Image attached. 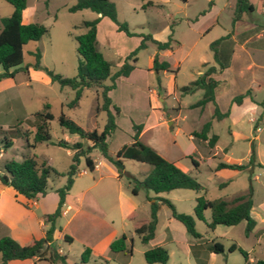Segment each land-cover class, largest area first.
<instances>
[{"label":"rangeland","instance_id":"rangeland-1","mask_svg":"<svg viewBox=\"0 0 264 264\" xmlns=\"http://www.w3.org/2000/svg\"><path fill=\"white\" fill-rule=\"evenodd\" d=\"M75 1L26 0L24 18L27 22L44 25L47 32L37 40L22 45V61L15 66L20 69L18 68L11 77L0 78V172L7 160H20L26 154H35L39 159L45 160L60 173L47 178L44 195L36 198L40 207L50 213L57 203L55 189L64 183V173L71 163L73 153V150L53 142L67 139L71 141L74 137L83 147L91 145L90 141L65 132L58 125L57 116L62 113L83 130L100 131L105 122V112L95 111V106L102 100L100 88L83 87L77 104L69 107L67 103L74 96L72 89L60 87L49 80L44 81L42 76L35 74L36 72L31 76L27 74V69L23 70L24 66L31 67L34 62L32 52L37 49L41 67L65 77L75 75L77 55L74 36L85 31L83 21L99 16L89 9L69 11L68 7ZM110 1L114 4L116 19L125 22L128 30L134 33L132 36H126L117 31L115 24L106 17H100L96 23V48L110 63L111 72H114L124 56L136 47L139 33L149 34L152 38L163 41L170 26L172 39L180 45L165 55H160V60L167 61L172 71H158L155 74L153 70H148L151 64L149 57L156 52L155 46L148 42L146 47L136 52V61L131 73L127 77L115 79V86L106 93L111 103L118 108V113L114 116L116 128L105 139L108 153L113 155L123 144L129 143L131 124H140L141 130L144 131L141 140L154 144L165 158L176 160L185 168L184 172L193 176L203 189L176 188L154 194L140 188L133 195V183L124 175L119 176V182L108 176L99 179L101 171L89 170L85 166L84 157L79 156L67 199L76 203L81 197L85 205L83 209L87 212L74 214V219L67 225H64L66 217L56 218L55 228L64 226L63 232L71 235L72 240L67 242L59 238L52 244L65 256L66 264H159L146 263L142 256L144 250L154 246H163L166 249L168 258L165 264H248L237 248L228 250L232 243L244 250L249 257L264 260V124H259L257 113L260 106L246 99L239 107H234L232 118L236 121L232 122V118L228 117L216 120L211 118V103H206L202 110L189 106L201 97V90L192 93H181L179 90L202 72V62L213 63L209 47H200L207 37L197 39L194 32L186 30L185 22L179 20L182 11L188 16L196 14L202 8V0H188L186 4L183 0H152L153 5L143 7L146 0ZM216 2L221 5L227 0ZM251 3L252 17L264 24V0H251ZM11 11L12 6L0 0V17L8 16ZM227 12V7H224V19ZM252 17L248 15L246 21H253ZM193 39L198 40L197 53H187V41ZM176 42H172L171 46H176ZM12 69L13 67L9 68V71ZM2 71L0 66V73ZM38 72L44 74L42 70ZM214 76L223 80L215 87L217 103L222 110L227 108L234 95L247 89L252 79L262 86L255 93V98H264L262 72L255 73V76L246 72L242 77L235 79L227 72H219ZM108 82V79L104 81ZM157 96L163 100L158 101ZM45 111L52 116L46 121L49 140L52 143L39 142L34 147H27L20 132L26 130L27 141L32 143L35 113L40 117L39 113ZM249 118H255L254 123ZM168 120L171 124L166 123ZM208 120L210 128L207 136H216L213 147H208L206 141L191 134L189 136L190 131L199 130ZM255 126L259 129L255 130ZM4 137L9 139L11 144L3 148ZM251 145L255 159L250 169L213 170L217 162L224 160L246 164ZM87 155L95 162L102 157L97 148H92ZM191 158L197 161L196 166L192 164ZM122 166L123 171L132 174L137 180H141L151 168L147 163L129 159H123ZM249 189L252 200L250 216L256 221V228L260 231L256 236L253 232L244 233L243 220L234 225L216 224L209 228L207 223L210 220V210L205 209L202 219L194 218V229L199 236L192 237L185 232L180 222L170 216L168 207L162 203L157 205L155 234L151 240L142 243L134 233V226L144 218L148 219L149 200L156 197L155 195L156 198L167 199L175 211L193 215L194 200L199 195L210 200L229 199L247 193ZM118 191L135 203L133 219L120 218L115 208ZM2 199L16 200L7 192L2 195ZM101 210L106 213L105 217ZM26 220L20 222V227L24 226ZM29 226L32 236L36 239L40 238L41 231L45 230L44 226L37 224L36 219H29ZM121 234L125 236L127 250L110 252L108 242ZM29 236L26 234L16 240L19 244L26 245L29 243ZM213 242H219L222 251L212 252L210 247ZM85 247L90 250L88 260L80 263L79 255ZM38 264L49 263L40 261Z\"/></svg>","mask_w":264,"mask_h":264},{"label":"trees","instance_id":"trees-1","mask_svg":"<svg viewBox=\"0 0 264 264\" xmlns=\"http://www.w3.org/2000/svg\"><path fill=\"white\" fill-rule=\"evenodd\" d=\"M12 6V11L8 16L0 17V66L3 71L0 73V78L11 77L14 72L20 67H15L22 61V45L28 41L37 40L47 28L39 23L21 22V12L26 7V0H4ZM151 1L146 0L142 5H149ZM80 9H89L95 12L97 17L91 20L82 22L85 31L75 35L76 41V73L72 77H65L58 73L41 67L38 63L40 53L36 49L32 52L34 62L30 65L33 69L42 70L48 77L50 82L57 83L60 87H68L74 91L73 99L67 105L73 107L77 104L80 93L83 87L95 86L100 88L101 103L95 106V111L102 110L105 112V122L100 131L83 130L74 121L60 113L57 116L58 125L69 134H76L79 138L86 139L91 142V145L82 146L80 141L68 143L65 140L53 142L58 146H62L73 150L71 155V163L65 171L64 183L55 189L57 194V203L51 213L45 215L44 222L46 228L42 237L32 240L26 245H21L9 236L0 237V264H6L12 259H33L34 264L40 261L48 262L49 264H66L65 256L60 254L55 249L52 242L54 241L52 234L55 228V219L60 215L61 207L64 202V197L73 181V176L76 172V164L79 156L84 157L85 166L92 170V161L87 153L92 148H97L103 158L109 161L116 169L117 175H124L127 180L133 183L131 193L136 194L142 188L146 191H151L154 194L167 192L176 188L200 190L202 185L187 172L182 171L172 162L167 161L158 154L151 146L142 142L138 135L141 130L140 124H131L130 142L123 144L116 152L111 155L108 153L106 146V137L116 128L114 116L118 113V108L111 104L107 91L115 86V79L120 76H127L134 67L136 61V52L146 46L147 42L152 43L156 50L170 49L171 43L176 42L172 39L171 34H168L164 41L153 39L149 34H141L138 36L139 42L136 47L124 56L118 68L110 71V63L103 58L102 54L96 48V23L100 17H106L115 24L117 31H122L126 36H132L134 33L128 30L125 22H119L116 19V11L112 1L110 0H76L75 3L68 7V10L73 12ZM252 4L248 0H235L233 20L237 19L242 12H251ZM225 36L219 37L211 41L208 45L212 52V60L214 65H207L203 71L194 79L190 80L186 85L179 88L181 93H192L195 90H201V97L193 102L190 107L203 109L206 103H211L212 114L211 118L219 120L228 114V110L220 112L214 101V88L217 85L211 74L216 70H221L228 65L230 50L223 49L219 46ZM177 43V42H176ZM206 64L203 63L202 66ZM28 66V65H27ZM27 66L23 67L25 71ZM13 67L9 71V68ZM151 69L158 71H172L169 68V63L165 60H158L156 55L152 57ZM108 79V83L104 81ZM250 95V89L243 93L234 95L231 102L239 105L242 98ZM261 107L259 117L264 112V99L257 103ZM111 106V110L109 109ZM45 108L47 105L45 104ZM35 113L33 121L34 132L32 143L27 141V131L20 132L25 138L27 147H34L39 142H51L49 140V132L47 120L51 119V114L48 111L39 113L40 117ZM210 128V121H205L199 130L194 131L192 136L200 140H205L208 147H213L216 141L214 134L207 136ZM52 143V142H51ZM11 144L10 140L4 137L3 148ZM129 159L137 162L147 163L151 166L149 171L141 180H137L132 174L123 171L122 160ZM255 159L253 146L249 149V158L246 164L243 163H228L219 161L213 167V170L221 168L244 170L250 169ZM194 166L197 161L191 158ZM249 166V167H248ZM60 175L53 167L47 164L45 160L39 159L35 154L23 155L20 160L10 159L2 165L0 172V183L5 186H10L15 193L22 195L27 199L42 197L46 189V180L50 176ZM158 200V202L156 201ZM158 203L165 204L170 212V216L180 222L186 233L192 237H198L199 234L194 229V218L202 219V212L205 209L210 210V220L207 223L209 228H213L216 224L234 225L240 221L245 222L244 233L248 234L254 226V220L250 216V208L252 200L250 197V189L247 193L233 196L229 199L216 198L206 199L199 195L194 200L193 215L175 211L173 205L165 198H156L150 203L149 217L147 221L140 223L134 227V233L138 236L140 242L147 243L154 236L156 224V210ZM264 204V201H263ZM63 240L70 242L71 237L63 234ZM238 249L244 260H247V253L237 247L234 243L230 244L228 250ZM110 252H121L127 250L125 236H120L112 239L108 243ZM210 250L214 253L222 251V246L219 242H213ZM89 248L85 247L80 255V263H85L88 260ZM146 263L157 262L165 264L168 258L166 249L163 246H154L146 249L142 253ZM251 264H264V260L256 259Z\"/></svg>","mask_w":264,"mask_h":264},{"label":"crops","instance_id":"crops-1","mask_svg":"<svg viewBox=\"0 0 264 264\" xmlns=\"http://www.w3.org/2000/svg\"><path fill=\"white\" fill-rule=\"evenodd\" d=\"M149 1H151L150 5L154 4L152 0H149ZM162 1H167V0H162ZM183 1L186 4L188 0H183ZM248 1L251 3V0H248ZM234 4H235V0H227V2L222 3L221 5H219L216 2V0H202V6H201L202 8H200V10L196 12V14H194L193 16H188L185 11H182L181 16L179 17L180 21L185 22L186 30L194 32L197 35V39L198 37L199 38L201 37V39L202 37L203 38L207 37L203 40V42L200 45L202 49H206V47L208 48V45L211 41L219 37L225 36V38L220 42L219 46L223 49L230 50V55H229L228 65L225 68L221 70H216L214 73L211 74V77L215 81H217V84H219L220 82H223V80L216 79V77L214 76L215 74L219 72H227L228 75L234 79L242 77L246 72L251 73L252 76H255V73H261V72L264 73V24L263 23L261 24L260 22L256 20V18L252 17L251 14L253 10L251 12L240 13L238 18L232 21L233 12H234ZM224 7H227V11H228L225 19L222 16V10ZM25 10H26V7L21 12V22L22 23H27V19L24 18ZM248 15L252 17L253 21H246ZM243 23H245L246 25H243ZM167 30H168V34L172 35L170 26L168 27ZM187 42H188L186 46L187 53H191L192 51L197 53L196 45L198 44V40L193 39ZM179 45L180 44L177 42V45L174 47H171L170 49L156 50V52L154 54H151L149 57L150 63L154 55H156L157 59L160 60V55H165L169 51H172L173 49H176L177 47H179ZM210 55L212 56L211 52H210ZM200 57L201 56H199V58ZM203 63H205L206 65L202 66ZM207 65H214V62L211 64H208V62H202L201 63L202 71ZM34 70L36 69H32L31 67H28L27 74H30L32 76V74L36 72L35 74L42 76L44 81L49 80L45 74L38 72V70L37 71H34ZM148 70H152L151 64ZM131 71L129 73H131ZM156 73L158 72H155V74ZM127 76H120V77H127ZM260 87H262L261 84L258 83L256 80L254 79L250 80L247 85V89H250V95L242 98V101L239 105H235L234 103L231 102V99H230L229 104L227 105V108L225 110H222L219 104L217 103V97H216L215 88H214L215 104L217 105L220 112H224L228 110V114L225 117L232 118L234 115L233 114L234 107L235 108L239 107L246 99H248L249 101H252L254 104H257L258 102L264 99V98H255V93H257V91L260 90ZM151 92L153 93V91ZM157 99L158 101L163 100V98L160 96H157ZM109 109L111 110V106H109ZM252 110H254V106L252 107ZM260 112H261V107L257 113L258 116ZM254 119L255 118H249V120L252 122L254 121ZM234 121H236V119L232 118V122ZM166 123L171 124V121L168 120ZM261 123L264 124V112L259 118V124ZM258 129L259 127L255 126V130H258ZM33 132H34V129H33ZM143 132H144L143 130H140V133L138 135L140 140H141V135L143 134ZM131 133H132V130H131ZM192 133L193 132L190 131L189 136L190 134L192 135ZM175 134L176 132H174V135ZM72 139L73 140L71 141H69L68 139L65 141H67L68 143L76 142V140H74V137H72ZM141 141L144 142L143 140ZM144 143L151 146L158 154H160L163 158H165L164 155H162L159 152L158 148L154 146V144H151L148 142H144ZM212 157H215V156L212 155ZM165 159L169 162H172L175 166H177L182 171H185V168L182 167L180 164H178L176 160H171L167 158ZM91 161H92V170L99 169L101 171V174L98 176L99 179H101L103 176H108V177L115 179L116 182H119L120 177L117 175V171L115 167L105 158L101 157V159L96 162L92 159ZM223 162L234 163V162H230L226 160H224ZM223 169H226V168H221L215 171H221ZM229 170H235V169H229ZM6 192L9 193L10 195H13L14 198H16V200L4 201L2 199V195L5 194ZM155 196L157 197V195ZM262 199L264 201V193H263ZM115 201H116L115 208L117 209L120 218L133 219L134 211L136 209L135 203L130 198L123 195L120 191L117 192V197ZM152 201H154V198L152 200H149V203H151ZM156 201L158 202V200ZM93 204L95 207L96 205L94 202ZM84 206L85 205L83 204L81 197H79L77 202L74 203V201H68L67 194H66L64 197L63 205L61 207L60 215L57 218L59 219L61 217H64V218L66 217L64 225H67L70 222V220L74 219V214L87 212L86 210L83 209ZM262 206L264 209V204ZM45 211L47 210H44V208L40 207L38 201H36V198L27 199L23 197L22 195L15 193V191L10 186H5L0 183V237L6 235V236L11 237L17 242L16 239L21 238L22 236L24 237L26 234H29L30 235L29 243H30L32 240L36 238L35 236H32L31 234V229L29 226V219H36L37 224L39 226L41 227L44 226L46 228L44 218H45V215L50 212H45ZM101 212L103 213L102 214L103 217H105L106 213L103 210H101ZM25 219L27 220L25 221L24 226L20 227V222H24ZM145 221H147L146 218L141 220L140 223L145 222ZM54 225H55V222H54ZM136 226L137 224L134 227ZM63 229H64V226H58L57 228H54V231L52 234L54 241L59 238L63 239V234H67L63 232ZM249 233H252L255 236L260 234V231L256 228L255 220H254V226ZM43 234H44V230L41 231V237L43 236ZM69 236L71 237V240H72V236L71 235ZM150 240H148V242ZM107 241H109V239ZM57 252L62 254V252H60L58 249H57ZM254 260L256 259L249 257L247 254L248 264H251ZM6 264H34V262H33V259H21V260L12 259V260H8Z\"/></svg>","mask_w":264,"mask_h":264},{"label":"water","instance_id":"water-1","mask_svg":"<svg viewBox=\"0 0 264 264\" xmlns=\"http://www.w3.org/2000/svg\"><path fill=\"white\" fill-rule=\"evenodd\" d=\"M52 243L54 244V241Z\"/></svg>","mask_w":264,"mask_h":264}]
</instances>
